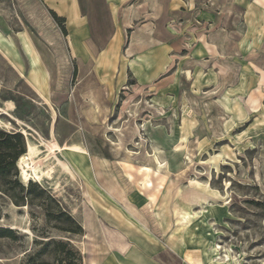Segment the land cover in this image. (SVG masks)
<instances>
[{
	"label": "rangeland",
	"instance_id": "1",
	"mask_svg": "<svg viewBox=\"0 0 264 264\" xmlns=\"http://www.w3.org/2000/svg\"><path fill=\"white\" fill-rule=\"evenodd\" d=\"M186 40L181 47L189 50ZM4 46L13 53L16 47L37 51L49 72L51 98L43 100L28 83L23 71L29 56L22 71L5 58ZM66 48L65 36L40 0H0V128L19 132L26 141L23 156L32 163L27 176L17 163L19 182L38 183L50 199L43 208L37 200L15 206L0 193V229H11L16 237L0 239V264H54L52 247L43 245L50 239L69 241L83 264L97 255L89 239L58 232L75 231L64 218L48 221L43 211L55 213L57 202L81 225L86 192L94 201L104 198L107 210L116 206L101 185L120 195L131 215H126L129 229L140 228L182 264H264V101L247 122L231 125L225 138L210 139L202 124L191 121L187 137L177 134L163 148L139 134L156 126L135 121L141 119L140 108L117 120L135 94L119 95L108 124L107 110L95 107L103 135L95 136L66 118L76 69Z\"/></svg>",
	"mask_w": 264,
	"mask_h": 264
},
{
	"label": "crops",
	"instance_id": "2",
	"mask_svg": "<svg viewBox=\"0 0 264 264\" xmlns=\"http://www.w3.org/2000/svg\"><path fill=\"white\" fill-rule=\"evenodd\" d=\"M40 1L64 20L67 57L76 68L66 118L81 131L101 136L94 109L107 110L108 124L119 95L135 94L117 120L140 108L141 119L135 121L156 126L139 134L163 148L177 134L187 137L185 129L193 121L202 124L208 138H225L231 125L247 122L262 106L264 0ZM184 39L189 50L181 47ZM4 47L5 58L22 71L29 56L23 71L28 83L43 100L51 98L49 72L37 51L16 47L13 53ZM158 108L165 113L158 115ZM101 187L116 206L107 210L104 198L97 202L84 195L83 237L98 253L85 264L183 263L156 248L140 228L129 229L131 215L120 195Z\"/></svg>",
	"mask_w": 264,
	"mask_h": 264
},
{
	"label": "trees",
	"instance_id": "3",
	"mask_svg": "<svg viewBox=\"0 0 264 264\" xmlns=\"http://www.w3.org/2000/svg\"><path fill=\"white\" fill-rule=\"evenodd\" d=\"M53 21L59 27L61 33L65 36L66 31L63 27L64 20L57 17L53 12H49ZM76 69L73 71V77ZM132 83L129 81V85ZM26 153V141L21 133L9 132L0 128V193L6 197L13 205H27L32 200H37L41 208L45 206V200H50L46 195L45 189L38 183L28 182L26 186L22 185L18 180L17 163L19 159ZM48 206V205H47ZM55 213L48 210L43 211L45 220L60 221L64 218L75 231L67 229H57L58 232L66 233L73 236L83 237L84 231L82 226L75 221L70 215L62 212L57 202L54 203ZM53 214H56L55 216ZM15 234L11 229H0V239H14ZM51 246L56 259L54 264H83L81 253L69 241L65 240H48L43 244ZM33 264H49L44 261Z\"/></svg>",
	"mask_w": 264,
	"mask_h": 264
},
{
	"label": "bare ground",
	"instance_id": "4",
	"mask_svg": "<svg viewBox=\"0 0 264 264\" xmlns=\"http://www.w3.org/2000/svg\"><path fill=\"white\" fill-rule=\"evenodd\" d=\"M70 151V149H68ZM73 150L78 151V148H73ZM72 150V151H73ZM80 151V150H79ZM33 153V152H32ZM27 155V154H26ZM30 163H32V159L29 156H23L19 159L18 162V167L20 168L22 176H27L28 175V170L26 169L27 165L29 166Z\"/></svg>",
	"mask_w": 264,
	"mask_h": 264
}]
</instances>
